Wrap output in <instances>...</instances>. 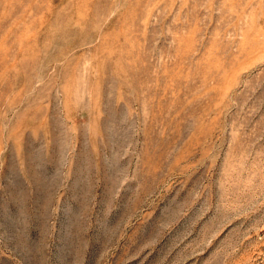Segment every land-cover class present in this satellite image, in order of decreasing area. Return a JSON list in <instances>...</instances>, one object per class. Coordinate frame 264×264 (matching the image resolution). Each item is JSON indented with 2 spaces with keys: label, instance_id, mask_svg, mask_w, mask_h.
Masks as SVG:
<instances>
[{
  "label": "rangeland",
  "instance_id": "1",
  "mask_svg": "<svg viewBox=\"0 0 264 264\" xmlns=\"http://www.w3.org/2000/svg\"><path fill=\"white\" fill-rule=\"evenodd\" d=\"M0 264H264V0H0Z\"/></svg>",
  "mask_w": 264,
  "mask_h": 264
},
{
  "label": "bare ground",
  "instance_id": "2",
  "mask_svg": "<svg viewBox=\"0 0 264 264\" xmlns=\"http://www.w3.org/2000/svg\"><path fill=\"white\" fill-rule=\"evenodd\" d=\"M111 48V47H110ZM207 78V77H206Z\"/></svg>",
  "mask_w": 264,
  "mask_h": 264
}]
</instances>
